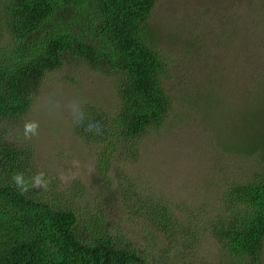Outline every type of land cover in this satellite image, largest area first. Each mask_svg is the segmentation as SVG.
Instances as JSON below:
<instances>
[{"label": "trees", "instance_id": "1", "mask_svg": "<svg viewBox=\"0 0 264 264\" xmlns=\"http://www.w3.org/2000/svg\"><path fill=\"white\" fill-rule=\"evenodd\" d=\"M158 2L0 0V264H149L147 250L118 243L99 217L89 223L73 207L39 200L30 188L22 191L13 177L19 174L25 180L31 174L26 171L31 169L32 150L9 145L1 125L21 121L46 74L61 70L69 58L78 59L111 79L117 91L115 114L87 106L74 129L88 143L106 144L96 156L101 175L108 174L113 157L122 149L132 155L145 133L167 125L174 107L165 89L170 68L150 23ZM187 95L197 103L207 100L205 118L224 125L217 131L228 155L224 165L240 175L223 185L216 215L203 225L195 223V212L204 207L186 208L188 220L182 221L175 204L144 201L137 191L132 198L138 201L129 213L149 221L166 240L178 236L175 244L183 251L196 249L204 235H212L222 254L216 264H259L264 256V109L247 105L240 113L231 104H220L218 95L191 89ZM224 104L232 109L222 116L227 122L214 117V110L225 112ZM89 123L96 125L94 131L87 130ZM250 159L263 171L244 169L242 162ZM190 261L187 256L183 264Z\"/></svg>", "mask_w": 264, "mask_h": 264}, {"label": "rangeland", "instance_id": "2", "mask_svg": "<svg viewBox=\"0 0 264 264\" xmlns=\"http://www.w3.org/2000/svg\"><path fill=\"white\" fill-rule=\"evenodd\" d=\"M262 2L159 0L150 23L158 31L170 68L165 89L174 107L167 125L160 132L145 133L132 155L122 149L105 176L98 169L96 153L106 144L88 143L74 129L87 106L116 113L119 100L113 81L70 58L61 70L47 73L27 115L1 125L9 145L32 150L31 169L26 171L31 174H25L24 186L39 200L77 209L79 218L88 222L99 217L118 243L147 250L149 264H183L187 256L191 264L218 263L222 254L212 235H204L196 249L183 251L175 244L178 236L166 240L149 221L132 217L129 210L138 201L132 198L137 191L144 201L175 204L182 221L188 220L186 208L200 206L204 209L196 210L195 223L203 225L215 217L223 185L236 180L240 172L224 165L228 155L218 138L224 125L205 118L209 103L195 102L187 91L218 95L220 104H231L240 113L247 105L255 111L264 109ZM223 109L220 114L214 110V117L227 122L222 116L232 109L225 104ZM202 118L214 125L212 130ZM30 121L39 127L35 135L26 137L24 124ZM242 167L263 171L253 159L242 162ZM259 264H264V256Z\"/></svg>", "mask_w": 264, "mask_h": 264}, {"label": "clouds", "instance_id": "3", "mask_svg": "<svg viewBox=\"0 0 264 264\" xmlns=\"http://www.w3.org/2000/svg\"><path fill=\"white\" fill-rule=\"evenodd\" d=\"M81 119H82V115H81ZM38 127H39V125L35 121L26 122L24 124V134H25V136L26 137H30L31 135H35L36 132H37ZM95 129H96V125L95 124H92V123L88 124V126H87V130L88 131H94ZM13 179L15 180L17 185L22 186V191H27V188L24 186V181H23L22 175L18 174L16 176H14ZM35 186H37V187L40 186L39 178H37Z\"/></svg>", "mask_w": 264, "mask_h": 264}]
</instances>
